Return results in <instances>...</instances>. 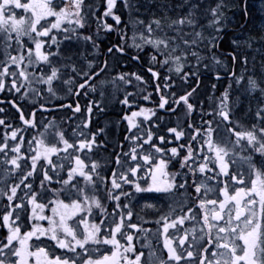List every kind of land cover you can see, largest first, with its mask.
<instances>
[{"label": "snow or ice", "instance_id": "6c2138e0", "mask_svg": "<svg viewBox=\"0 0 264 264\" xmlns=\"http://www.w3.org/2000/svg\"><path fill=\"white\" fill-rule=\"evenodd\" d=\"M156 7L162 15L154 8L145 22L134 14L139 0H0V264H264V60L259 71L250 69L255 57L237 38L227 52L212 51L231 23L234 0L204 8L191 0L176 17L168 15L167 0ZM239 7L246 17L248 0ZM111 32L120 42L107 46L102 59L76 51L87 45L99 53L101 34ZM254 44L264 48V28L243 41L249 50ZM109 57L117 66L131 59L147 76L116 71ZM110 69V80L102 79ZM209 71L216 81L223 73L228 85L216 96V83L209 82V102H193ZM97 81L111 83L124 106V140L111 149L105 129L89 127L93 109L103 111V91L100 99H87L83 112L79 100L55 102L62 95L58 85L87 98ZM241 82L260 101L237 115L230 93ZM13 95L20 102L8 99ZM29 98L35 104L25 112ZM65 107L81 114L79 124L61 128L55 116L37 120V111ZM160 111L176 114V125L167 126ZM221 123L230 139H217ZM237 157L246 168L236 167ZM141 202L155 209L163 235L166 253L154 261H142L145 253L132 243V230L143 234L150 222L134 211ZM49 244L63 252L49 254ZM101 246L107 250L94 257Z\"/></svg>", "mask_w": 264, "mask_h": 264}, {"label": "bare ground", "instance_id": "6f19581e", "mask_svg": "<svg viewBox=\"0 0 264 264\" xmlns=\"http://www.w3.org/2000/svg\"><path fill=\"white\" fill-rule=\"evenodd\" d=\"M167 1H171L172 2L171 5L173 6V8L168 13V15L172 16V17H176L178 15H182L187 10V2H191V0H167ZM214 1L215 0H200L201 7L204 8L206 5H208L209 3H212ZM258 1L259 0H248V5H249L248 15L245 17L244 14H243L245 19L242 20L240 26L236 30L234 29V26H235L234 22L236 20L234 22H231L228 25V27H227V32H233L234 33V34L230 33V34H232V39L233 38L239 39L241 41V44H242L243 48L245 47V50L247 52H250L249 56H251V53L253 52V49L249 50V49L246 48V46L243 45L244 39L246 37L250 36V35L259 36L261 34V29L264 28V20H261V19L264 18V16H261V13L264 10L262 11V10H259V9L254 7V3L258 2ZM139 2H140V5H141V9H140V11L138 13H134V14L135 15H139V16L143 15L144 17L140 16V18L142 20H144L145 22H147V20L149 18L150 11L153 14V9L154 8L156 9V11H155L156 15H162V13L160 12L159 8L156 7L157 4H159L160 0H155L156 4H154V5H148L146 0H139ZM181 3L185 4L184 8L175 7L176 5H179ZM145 9H147V10H145ZM228 15L230 17L234 18V13L232 11L228 12ZM262 15H264V14H262ZM125 18H126V15H125ZM201 22H203V20H201ZM252 23H255V24H252ZM232 26H233V28H232ZM252 32L255 33V34H253ZM115 35H117V33H115ZM113 40H114V35L113 36L112 35L111 36H107L106 38H104L102 41L99 42L100 43V48H106L107 46L112 44ZM146 50H149V49L146 48ZM80 51H83V55L85 54V52H87V54L91 53L90 54L91 57L94 56V55H98V53H92V51H86L85 47H80L77 52H80ZM227 51H228V48L226 47L224 52H227ZM224 52H222V53H224ZM109 60H110V62H113L114 69L118 68L117 71H122L121 70L122 68L127 69V68L131 67L132 69L135 68L134 69L135 71H138L141 74H144V75L147 76V73L144 71L142 66L137 64L135 61H133L131 59L128 60V64L127 65L120 64V65H122V67H120V65L119 66L115 65L112 57L109 58ZM237 65L239 66L238 68H239V72H240L241 65H240L239 60L237 61ZM249 67H250V69L251 68H256V70L259 71L258 63L252 64L251 60H250ZM112 72H113V70L110 69L109 72L105 74V76L107 77V80H110ZM249 74H251V72H249ZM201 81L216 83V85L225 82V81H222V80H219V81L214 80L213 77H212V74H205V76L201 77ZM224 86H225V84L223 85V87ZM122 87H123L122 84H118L117 85L118 89H120ZM62 88H64L63 85H59L58 90H60ZM100 91H103L105 93L104 98H103V104H104V108L103 109L111 111V115L117 117V114H119L121 112V110L118 107V105H116L115 102H114V96H115V93L117 92V89L113 88L111 86V83L100 84L99 82H97L96 92L95 93H90L89 96L87 97V99H92V98L100 99L101 98L100 95H99ZM61 93H62V95L59 96L56 99V101H55L56 103L64 104V103H66L68 101L73 102V100L70 99L71 95L68 96V94H69L68 91L65 90V92H61ZM248 95H249V93L246 94L247 98H248ZM0 96H4V93H0ZM216 96H218V95H216ZM75 97H77V96L75 95ZM116 97L117 96H115V101H116ZM247 98H245V99H247ZM8 99H17L18 102H20L18 96H15V95L8 97ZM34 104H35L34 100H32V101L27 100L26 102H22V107L24 105H26L25 108H26V112H27L28 108L30 106H34ZM2 106L6 109V111L8 112V114L11 117L15 118L16 110L14 108H12L7 103V100H5V102H4V104ZM120 107L122 109L123 105L120 104ZM83 109H84V107L81 105V112H83ZM252 109H255V108L253 107ZM58 110L49 111V112H45V113H41L40 111H37L39 113V114H37V120H41L43 118L44 122L47 123L48 119H50L52 116H55L57 121L61 122L60 123L61 128H66L68 125L73 124V121L75 122V124H79L80 123V119H79V117L81 115L80 113H74L72 110H70L67 107L62 108V109H58ZM236 111L237 112L240 111V107H239V110H238V102L236 104ZM95 112H97V111L94 108L93 109V114ZM45 116H47V118ZM122 116H123V112L120 115V117H118L116 119V122L119 124V127L117 126V124L114 121V119H110L111 123H110L109 126H110L111 129H109L107 131V135H106L107 141L110 140V142H111V143H108L109 149H111L113 147V145L116 144L118 141L124 140L125 132L120 129V121H121V119H123ZM64 123H66L67 125H64ZM68 134L69 133L66 132V135H68ZM33 135H34V133H33ZM107 141H106V143H107ZM125 148H127V142L125 143ZM144 212H145V210L142 213L144 214ZM151 222L156 224L154 222L153 216L151 218Z\"/></svg>", "mask_w": 264, "mask_h": 264}, {"label": "trees", "instance_id": "16d2710c", "mask_svg": "<svg viewBox=\"0 0 264 264\" xmlns=\"http://www.w3.org/2000/svg\"><path fill=\"white\" fill-rule=\"evenodd\" d=\"M234 2L237 4V7H234V8H231V9H229L228 10V12H233L234 13V19L233 20H231V22H234L235 20V26H234V29L236 30L239 26H240V24H241V22H242V20H244L245 18H244V16H243V13H242V11L240 10V7H239V4L241 3V0H234ZM171 4H172V2H171ZM254 21V20H253ZM252 21V22H253ZM252 24H255V23H252ZM232 28H233V26H232ZM230 33H232V34H234L233 32H227L226 31V33L225 34H222V38H221V40H220V43H219V45H218V48L217 49H213L212 51L214 52V54L215 55H221V53L222 52H224V50L226 49V47H227V45L230 43V40L232 39V34H230ZM253 33V32H252ZM253 34H255V33H253ZM243 50L245 51V54H247L248 56L250 55V52H247L246 50H245V47L243 48ZM250 57V56H249ZM206 62H208V61H206ZM211 67H214V66H211ZM239 66L236 64V72L237 73H239V68H238ZM241 68V67H240ZM135 68H131V67H129V68H127V69H124V68H122L121 70L122 71H125V72H131V71H133ZM115 70L117 71L118 70V68H115ZM206 74H212L211 73V71H209V72H207ZM222 75H223V73H222ZM208 83L209 82H206V81H201V85H200V87H198L197 88V90H196V93H195V96H194V100H193V102H196V100L197 99H199V100H205V103L207 104L208 102H209V100L206 98L207 96V93L208 92H210L211 91V89H209L207 86H208ZM225 84V86L224 87H226L227 85H228V81H226V82H223V83H221V84H217L216 85V88H217V91L215 92V95H220V93L221 92H223V90H224V87H223V85ZM112 86V85H111ZM243 89H244V82H241V84L238 86V85H235V84H233L232 85V90H231V93H230V96L231 97H236L237 98V100H238V105H240L241 103H239V102H241L242 100H243V98L241 97V95H243V94H245V91H243ZM120 90V92H123V90H124V86L122 87V88H120L119 89ZM127 90L128 91H132V88L131 87H128L127 88ZM149 91H151V89H149ZM203 96H202V95ZM241 94V95H240ZM246 95V94H245ZM115 96H117L116 97V101H115ZM115 96H114V102H115V104L116 105H118V107L120 108V110H121V112L119 113V114H117V117H115V116H112L111 115V111H108V110H105V109H103V111H101V112H95L93 115H92V122H91V124L89 125V127L90 128H92L93 130L95 129V128H97V127H99V128H104L105 129V137H106V135H107V131L109 130V129H111L110 128V119H114V121L116 122V119L118 118V117H120V115L122 114V112H123V110H124V106L122 107V109H121V107H120V103H119V100L122 98L117 92L115 93ZM202 96V97H201ZM240 107V106H239ZM241 109V108H240ZM113 117V118H112ZM116 124H117V126L119 127V124L116 122ZM64 125H67L66 123H64ZM221 126H224L222 123H221ZM120 129L121 130H123L124 132L126 131V125H125V121L123 120V119H121V121H120ZM106 141H107V139H106ZM110 141V140H109ZM108 142V141H107ZM23 147H27V145H24ZM127 147H128V144H127ZM108 149H109V147H108ZM102 155L103 156H105V157H108L109 155H110V153H109V151H104L103 153H102ZM242 155H244V153H242ZM236 160H237V163H236V166L237 165H241L242 164V166L243 167H245L246 168V165H243V162L240 160V158L239 157H237L236 158ZM111 165H109V167H110ZM103 174V173H102ZM4 207V200H3V198L1 197V201H0V209H2ZM135 210V209H134ZM47 211L48 210H45V212L47 213ZM22 216H23V213L21 214ZM133 221H134V218H133ZM29 223H31V221H29ZM40 223H43V224H45V226H47V221H40ZM4 231V229L3 228H0V232H3ZM41 239L42 240H44V239H46L45 237H41ZM31 243V242H30ZM49 246V249H50V253L49 254H52L53 252H60V253H62L63 252V250H60V249H58V248H54V247H52V245L51 244H49L48 245ZM107 250V248H105V247H103V246H101L100 247V251H99V253H92V255L95 257L96 255H102L103 254V252L104 251H106Z\"/></svg>", "mask_w": 264, "mask_h": 264}, {"label": "flooded vegetation", "instance_id": "af4514ba", "mask_svg": "<svg viewBox=\"0 0 264 264\" xmlns=\"http://www.w3.org/2000/svg\"><path fill=\"white\" fill-rule=\"evenodd\" d=\"M146 1H147L148 5L156 4L155 0H152L151 4H149L148 0H146ZM167 3L171 5V1H167ZM150 15H152L151 11H150L149 16ZM140 16L144 17L143 15H140ZM109 22H112V21L109 20ZM122 24H123V19H122ZM115 33L116 32H111V33H107V34L106 33H102L101 37H100V41H102L107 36H111V35L113 36L114 35V40L112 42V45L119 43L120 42V37L118 35H115ZM82 47H85L86 51H92L90 46L83 45ZM78 49L79 48H76L77 51H78ZM105 49L106 48H100V51H99L98 55H96V56H98V58L102 59ZM90 54L89 53L87 54V52H85V54L83 55V58L92 59L93 56L91 57ZM109 58H111V57H109ZM120 67H122V65H120ZM102 79L107 80V77L104 75V77ZM97 82L100 83V81H97ZM70 95H71L70 99L73 100V103L76 100H79L80 104L84 107V105L87 102V98H85L84 96L75 97L74 94L69 93L68 96H70ZM152 97L154 98L153 100H155L156 99V94H152ZM146 106H151V105L150 104H146ZM25 107H26V105L23 106V108H24V110L26 112V108ZM177 113L182 118L183 117V108L182 107L178 108L177 109ZM37 114H39V113L37 112ZM157 115H162V116L165 117V121L167 122V126H175L176 123H177L176 114H173V115L169 116V114L167 112L160 111V112L157 113ZM15 116H16V114H15ZM45 117L47 118V116H45ZM180 122L182 123L183 120L181 119ZM163 128H164V123H161V127H160V131L161 132L163 131ZM153 131L155 132V131H157V129L154 128ZM33 133H34V135H38L39 134L38 132H35V131ZM245 155H246V152H245ZM246 180H247V178H246ZM184 202L187 203V200L185 199ZM140 206H142V208H145V207H143V202H141V205H139L138 208H140ZM148 210L150 211V208H148ZM154 212H155V209H153V213ZM153 213H150L151 216H153ZM148 221H150V222H145L143 224V228L147 229V231L144 232L143 234H141L139 232V230H133L134 239H133L132 242H133L134 246L136 247V250L137 251H143L145 253L144 257H142V261L145 260L146 258L149 259V260H153L154 261L157 257L163 258L164 254L166 253V249L163 248V235L161 234V231H158L156 229V225L154 223H152L151 220H148ZM169 231H171V229ZM157 232L160 233V235H161L160 237H156L155 236ZM149 250H151L154 253L153 257H149L148 256Z\"/></svg>", "mask_w": 264, "mask_h": 264}, {"label": "rangeland", "instance_id": "374dc122", "mask_svg": "<svg viewBox=\"0 0 264 264\" xmlns=\"http://www.w3.org/2000/svg\"><path fill=\"white\" fill-rule=\"evenodd\" d=\"M214 2H215V1H214ZM214 2H212V3H214ZM252 6H253V5H252ZM254 7L257 8V9H259V10H262V9H261V2H260V0H259L258 2H255V3H254ZM262 11H263V10H262ZM262 14H264V11L261 13V16H264V15H262ZM233 19H234V18H232V20H233ZM261 20H264V18L261 19ZM128 35L131 36V30H129ZM252 49H253V52L251 53V56H250V57H255V61H256V63H258V66H259L261 60H264V55H262V52H264V48H261L260 50H256V49H257V46L254 44ZM250 60H251V59H250ZM57 87H59V85H58ZM59 91H61V92H65L64 88L60 89ZM243 91H245V90L243 89ZM245 94H247V92H245ZM245 94H243V95L240 94L241 97L243 98V100H242L241 102H239V103H241V104L238 105V110H239V106H240V108H241L240 111L243 110V109H245V108H247V107H249V106H251L252 108H253V107L256 108L258 101H260V96H259V94H258V93H252V94H250V97H248V98H247V96H246ZM201 95H202V94H201ZM202 96H203V95H202ZM202 96H201V97H202ZM245 98H247V99H245ZM152 99H154V98H152ZM244 99H245V100H244ZM28 100L32 101L33 99H32V98H29ZM240 111L237 112V113H238L237 115L240 114ZM245 123H246V122H245ZM219 132H220V135L217 137V139H220V138H227V137H226V135H227L226 130H224L223 128H220ZM47 138H48L49 140L51 139L50 137H47ZM236 167H237V168L242 167V164H241V165H237ZM246 178H247V176H246ZM215 195H216V192H215V186H213V191L210 192V194H209V198H210V199H211V198H214ZM0 201H1V197H0ZM147 210H148V208H147ZM136 211H138L139 214L143 216V217H142V216H141V217L144 218V215L142 214V212H143L144 210H142V209H140V208H137ZM152 212H153V209L150 208V213H152Z\"/></svg>", "mask_w": 264, "mask_h": 264}]
</instances>
